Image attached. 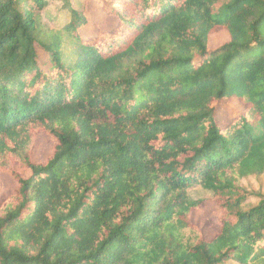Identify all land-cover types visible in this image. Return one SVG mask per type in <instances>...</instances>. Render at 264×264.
Masks as SVG:
<instances>
[{"label": "trees", "instance_id": "trees-1", "mask_svg": "<svg viewBox=\"0 0 264 264\" xmlns=\"http://www.w3.org/2000/svg\"><path fill=\"white\" fill-rule=\"evenodd\" d=\"M62 1L49 28L46 0H0V172L18 184L0 264H264V194L241 185L264 176V0H99L105 28ZM192 187L218 208L211 239Z\"/></svg>", "mask_w": 264, "mask_h": 264}, {"label": "rangeland", "instance_id": "rangeland-1", "mask_svg": "<svg viewBox=\"0 0 264 264\" xmlns=\"http://www.w3.org/2000/svg\"><path fill=\"white\" fill-rule=\"evenodd\" d=\"M47 5L42 11V19L44 23L49 27L61 26L68 23L69 16L67 10L64 9L62 0H46ZM82 2V8H81ZM114 7L117 6L115 1H112ZM71 6L73 9H84V13L90 22L101 24L102 28L110 26V19L100 8L99 0H71ZM83 34L88 35L91 32V28H84ZM228 40V34L226 31H219L212 34L208 40V48L214 50L221 46ZM66 55V54H65ZM242 111V106L237 101H228L221 103L218 106L217 121L221 126L226 125L231 120L233 115ZM55 140L47 136L44 133H39L33 140L30 155L31 160L34 163L44 164L52 156ZM14 170L18 172L22 177L28 174L26 168H22L19 164H13ZM242 187L249 193L264 194V176H251L241 182ZM18 184L14 177L10 174V170L0 172V204L3 200L9 198L14 194ZM189 196L194 200L205 199L201 209L197 212H193L190 216V221L193 225L201 230L202 236L205 239H211L218 232L217 216L219 214L216 204L209 200L211 195L201 191L197 187H192L188 190ZM258 203L256 196H249L245 201L246 208L255 206ZM226 264H238L234 261H229Z\"/></svg>", "mask_w": 264, "mask_h": 264}]
</instances>
